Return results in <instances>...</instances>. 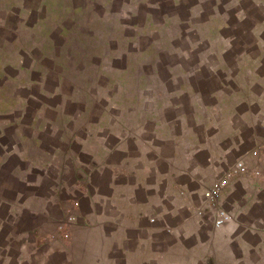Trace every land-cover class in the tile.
<instances>
[{
	"label": "rangeland",
	"instance_id": "374dc122",
	"mask_svg": "<svg viewBox=\"0 0 264 264\" xmlns=\"http://www.w3.org/2000/svg\"><path fill=\"white\" fill-rule=\"evenodd\" d=\"M263 11L256 0H0V264H70L56 242L70 251L82 224L111 231L102 220L135 214L124 199L110 206L108 195L116 182H139L131 173L156 151L144 148L148 139H168L171 122L190 125L191 135L162 150L190 153L217 129L211 153L219 157L245 111L243 176L227 183L216 206L206 199L236 162L230 152L220 176L203 177L201 197L183 196L191 206L179 219L195 216L205 247L183 255L195 240L167 238L162 225L154 230L160 245L149 244L146 257L264 264V141L261 148L247 129L253 112L264 114ZM253 176L258 193L243 206L238 183ZM166 182L159 193L171 196ZM138 197L144 201L142 191ZM220 210L230 220L217 227Z\"/></svg>",
	"mask_w": 264,
	"mask_h": 264
},
{
	"label": "crops",
	"instance_id": "0c3cea01",
	"mask_svg": "<svg viewBox=\"0 0 264 264\" xmlns=\"http://www.w3.org/2000/svg\"><path fill=\"white\" fill-rule=\"evenodd\" d=\"M258 6L264 8V0H256V7ZM259 23L264 25L262 24L264 23V19ZM5 81L8 80L5 79ZM4 84H6V82H4ZM4 84H1V89H3ZM259 112L260 113L253 112V125L248 124L249 126L247 129H253L252 141L261 147V141H264V135L260 136L259 130L264 129V114L262 111ZM247 113L249 112L245 111L238 114L236 120L231 122L229 133L225 136L227 137L226 140L228 141V145L224 149L225 152L219 157L216 154L211 153V140L216 136L218 138L220 137L217 129V131L209 132L207 134L208 136L205 135L204 139L199 142V145L194 146L190 153L186 151L177 154L178 151H176L169 155L163 154L162 150L164 152V149H166V143H172L177 146L182 142L181 138L184 134L191 135V131L195 130V128H192L190 125H187L185 129L180 130L179 126H183L182 123L178 125H173L174 122L169 123L171 135H168V139L154 137L148 139L144 145L145 149H155L157 152L153 150L154 153L150 156V160L152 161L149 162V165L142 166L131 173V175H133V177L139 182L136 181L134 184L125 183L124 185H120L116 182L114 185L110 186L111 191L108 195L109 205H114L116 208V206L121 205V202L124 199L128 206L126 210H129L131 213L134 211L135 214L121 215L118 218H114V222H111L109 219L102 220L101 223L114 225V229L111 231H96V229H93L94 227L92 228L90 226V222H87L86 224L84 223L82 224L83 231H81L83 239L80 238L81 240L79 241L78 246L68 251L61 245V243L56 242L55 244L60 245L57 246L60 249L56 250H64L62 252L65 255L67 254L65 259L70 261V264H102V260L100 259L102 256H105L106 251L108 255H110L109 258L112 261V264H117L118 262L115 257L116 254L123 256L126 264H149L148 257H146L148 254L146 248L149 244H159L156 241L157 238L154 237L156 233L154 230L156 229V231H158L159 229L157 230V228L162 225L163 227H161V229L167 235V238L171 237L176 242H183L190 238L195 240L193 248L187 247V249L184 250L183 255H188L197 247H205V243L201 242L200 244V240H198L199 230L196 228L198 220L195 216L190 214L191 212H188L185 218L179 219L180 211L186 208L189 210V207L191 206L190 203L186 204L183 196L187 194V191L189 194H197L204 190L205 187L202 186L203 181H205V178H203L204 176H214V178L220 176L222 173L221 171L225 168L228 153H236V162L232 165L233 167L238 162H244L246 157L245 153L242 152L243 149L241 148V145H243L244 136H246V122L249 118ZM125 153L128 154L129 152L125 151ZM262 153L264 152H261V159L264 161ZM20 155L21 154H19V156ZM161 163L166 165L164 170L160 168ZM253 177L255 180L250 181L252 183L237 182L240 184L239 186L241 187V190H243L242 199H246L244 200L245 203L243 202L242 204L243 206L247 205L249 201L248 197L250 198L253 194L256 198V193H258V190H256V176ZM260 179L263 180L264 175ZM149 180H151V182H149ZM165 181H167L165 184L166 189L169 187L173 192L171 196H166L164 194L165 188L163 189L162 194H160L162 183ZM140 191L144 194L143 202L139 201L138 194ZM197 195L201 197L200 194ZM153 200L158 203L154 205ZM253 200L251 201L252 204L254 203ZM254 205H256V203ZM164 206L165 208L167 206L170 208L171 206L173 209L168 210V208L166 210ZM157 207L160 208V210L157 212L155 211L156 214H154L153 210H156ZM187 209L185 210L186 212L188 211ZM166 211L167 213H164ZM167 216L173 220L177 219L180 222V225H178L179 227L171 225L167 220ZM97 217L100 219L101 216ZM229 220L230 218L228 217L227 221L229 222ZM191 221H193V224H191L192 226L186 227ZM117 222L119 225L116 226ZM120 223H123L124 225ZM187 260L189 259L186 257V261ZM201 262L203 264L206 262L203 257L196 261L195 264H200ZM17 264H23V262H18Z\"/></svg>",
	"mask_w": 264,
	"mask_h": 264
},
{
	"label": "built area",
	"instance_id": "2783aa9c",
	"mask_svg": "<svg viewBox=\"0 0 264 264\" xmlns=\"http://www.w3.org/2000/svg\"><path fill=\"white\" fill-rule=\"evenodd\" d=\"M246 171V167L243 162H238L234 167L229 169L226 173L225 177L219 182L215 183L210 190H208L205 194L206 199L211 202L213 206L217 205L218 198L222 190L225 188L227 183L232 179L240 176L242 173ZM217 216L215 217V226L220 227L227 221V214L224 211H218Z\"/></svg>",
	"mask_w": 264,
	"mask_h": 264
}]
</instances>
